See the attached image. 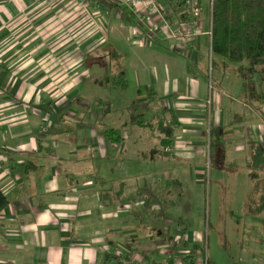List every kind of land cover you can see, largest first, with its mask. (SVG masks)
<instances>
[{
    "label": "crops",
    "instance_id": "0c3cea01",
    "mask_svg": "<svg viewBox=\"0 0 264 264\" xmlns=\"http://www.w3.org/2000/svg\"><path fill=\"white\" fill-rule=\"evenodd\" d=\"M95 3L0 0V187L9 201L0 212V264H127L136 254L145 264H177L175 257L183 253L172 248L178 240L195 245L205 233L174 216L188 227L191 240L185 231V241L176 225L170 226L166 206L160 207L161 193L184 185L197 154L192 146L203 149L211 129L223 128L213 134L217 163L226 165L234 141L247 148L248 162L259 157L255 165L260 163L262 174L246 204L255 185L264 183V106L246 100L241 79L235 81L240 97L222 82L221 68L232 64L214 62L221 93L209 116L201 38L193 62L166 38L136 51L134 20L124 14L123 32L114 41L111 29L108 36L101 30L109 26L101 13H96L101 22L89 16ZM120 40L131 55L112 44ZM108 69L123 89L130 85L128 70L135 72L146 114L132 115L139 109L132 101L123 107L124 116L106 123L119 107L105 93L96 108L89 103L95 101L89 89L107 90L99 78ZM92 71L97 77H90ZM170 127L175 144L189 145L164 154V132ZM184 193L189 213L193 206L201 208L199 193L196 205L190 204L188 184ZM249 218L255 224L245 222L247 238L254 244L252 237L261 235L254 230H264V212Z\"/></svg>",
    "mask_w": 264,
    "mask_h": 264
},
{
    "label": "rangeland",
    "instance_id": "374dc122",
    "mask_svg": "<svg viewBox=\"0 0 264 264\" xmlns=\"http://www.w3.org/2000/svg\"><path fill=\"white\" fill-rule=\"evenodd\" d=\"M91 1L95 3V0ZM87 12H89V16H91L92 20H98L100 18L101 22L104 17L109 26L107 28L108 31L106 28H103L104 26H102V32L108 36L110 35L109 33L111 29L113 33L112 40L118 41V36L123 32L119 29L120 19L127 13L123 7L115 5L114 0H101L100 3L98 2L92 4L90 9L88 8ZM98 12H100L103 17H98V15H96ZM204 18L207 21V10L205 11ZM85 19L86 18H84V20ZM63 22H67V18H64ZM204 36L198 37L195 40V43L201 39L203 41L204 53L207 54L206 67L209 75L208 79L210 78V69L212 67L211 76L214 84L213 98L215 101L216 96L219 95L221 91L215 83L216 73L213 70V65L220 57L213 54L211 63L208 37L205 36V38H202ZM116 43L117 44L112 42L113 45H116L117 47L121 46L125 53L131 55L132 49H129L125 42L120 40ZM136 45L138 46V48L135 49L136 51L141 50V47L144 48L146 46H141L139 44ZM196 50L198 49L196 48ZM126 56L127 54H125L124 60L126 59ZM136 58L137 56L135 54L132 55L131 61ZM119 62L123 63L122 59ZM246 64L247 63L245 62V65ZM232 65H227L226 67L221 68V72L223 73L222 82L225 81L224 83H226L230 90L237 91V94L240 97L243 96V94L240 93V88L237 89L235 83V81L240 80L239 76L235 72L237 68L236 66L238 65ZM127 73L130 83L129 88L127 89H123L119 84H117L118 80L115 78V75L110 69L103 72L105 75L104 77L99 78L101 80L105 79L107 82V90L106 88L102 89L100 87L89 89V99L95 100L89 103H91L94 108H96L94 103L97 100L99 101V97L104 93L106 94L105 96L111 98L112 102L119 107L117 108L119 112L112 118L108 117V119H106V123L108 121L115 120L119 116H124L126 113L123 112V107L132 101H136L139 106L137 111L134 109L130 111L132 115H137L139 118L140 115L146 114L144 109V112H142L143 100L139 99L140 93L137 92L136 83L134 82L135 72L128 70ZM95 75L96 73L92 71L90 77H97ZM240 82L242 84L241 80ZM144 86L146 85H143L142 88ZM142 88L141 91H143ZM222 91L227 90L224 88ZM160 104L163 105V102L160 101ZM165 105H168L167 101L165 102ZM101 108L104 110V106H101ZM127 112L129 113V111ZM144 119L148 120L147 118ZM238 121L239 120L235 123L237 124ZM119 130L121 131L120 128L117 129V131ZM118 133L121 134V132ZM204 138L205 140L207 139V141L205 142L206 145L203 146V149L198 147L195 148L194 144L192 146L197 154L191 165L186 168V172H188L191 177L186 173L188 178L185 179L182 187L178 188L175 185H170L166 188V194L161 193L162 199L160 201V207L166 206L164 209L166 217L173 221L170 226L174 227L175 224L177 227L176 229L180 231L179 234H181V236L185 231H187L188 227L186 223L182 221L178 222L177 218L174 216H181L183 219L188 221L191 230L200 229L201 233L206 234L207 240L205 243V251L207 255L206 262L208 264H264V261H261L264 260V230L262 228L260 230H254L255 235H261L258 237H252L256 239L254 240V244H251V240L247 238L248 228L245 225L246 221H251L255 224L251 218L247 217L246 200L252 188L253 181L259 177V174H262V170L259 166L255 165L256 160L253 159L250 160V162L247 161V148H239V143L236 141H234L233 144L229 143L228 145L231 151L226 165L223 164V161L217 163L216 156L213 157L210 162L209 137L204 136ZM222 141H225L224 138H222ZM240 143H242L241 145L243 146L244 142ZM184 145L188 146L189 144L187 142H185V144L176 143L172 148H170L171 154L173 151L183 148ZM197 145L199 146V143H197ZM234 150H239V152ZM176 152L177 151H175V153ZM144 153L151 154L154 153V151L145 150ZM222 153L223 151H221L220 154ZM187 184L189 186L190 196L192 199V202L190 203L191 205H196L198 193L201 195V208L198 209L193 206L191 207L192 210L190 213L188 206H184V203L187 201L184 199V192ZM164 200L167 201L166 205L165 202L163 203ZM249 230H252V228L249 227ZM187 233L188 231L185 235H187L188 239L191 240L190 235ZM172 238H177V236L174 234ZM203 238L204 237L201 236L200 242L195 245H191L188 249H191L193 252V250L201 248V245L204 243ZM181 253H185L184 249H181ZM183 255L185 256V254Z\"/></svg>",
    "mask_w": 264,
    "mask_h": 264
},
{
    "label": "trees",
    "instance_id": "16d2710c",
    "mask_svg": "<svg viewBox=\"0 0 264 264\" xmlns=\"http://www.w3.org/2000/svg\"><path fill=\"white\" fill-rule=\"evenodd\" d=\"M212 47L215 55L228 63L238 65L235 72L242 81L246 100L250 104L264 106V0H215ZM221 131L223 128L217 131L210 130V162L213 158V149L216 148L213 134ZM172 132L171 127L164 132L162 150L164 154H169V149L174 144L171 140ZM255 158L257 160L258 155ZM262 190L264 183L258 182L246 204L248 217L258 216L264 212V196H260ZM8 203V198L0 187V212ZM206 240L205 234L204 243L201 245L204 258ZM182 247L190 248L191 245L183 242ZM175 251H178L177 247ZM194 254L198 256L197 251H194Z\"/></svg>",
    "mask_w": 264,
    "mask_h": 264
},
{
    "label": "built area",
    "instance_id": "2783aa9c",
    "mask_svg": "<svg viewBox=\"0 0 264 264\" xmlns=\"http://www.w3.org/2000/svg\"><path fill=\"white\" fill-rule=\"evenodd\" d=\"M113 1V0H112ZM115 5L124 8L130 18L134 20L135 26L132 30V38L135 44L148 46L154 41L166 38L174 44L180 45V50L184 55L193 62L196 54L195 40L201 36H207L209 39L210 60L213 57V16L215 0H114ZM207 10V21L205 20V11ZM143 29H141V28ZM208 27V28H207ZM207 28V29H206ZM205 30V31H204ZM210 63V65H211ZM210 69L209 78V97L205 102V107L209 109V116L213 107V91L214 84L212 81ZM171 149H169L170 151ZM185 233V232H184ZM184 237V234L181 236ZM183 239L186 240L184 237ZM178 241L179 253L184 249L183 254L175 257L177 264H208L202 257L201 248L191 251V249L183 248L182 243ZM167 249V247H165ZM205 249V248H204ZM161 250H164L161 249ZM198 252V256L194 254ZM201 255V256H200ZM133 262L127 264H145L142 258L136 254Z\"/></svg>",
    "mask_w": 264,
    "mask_h": 264
}]
</instances>
